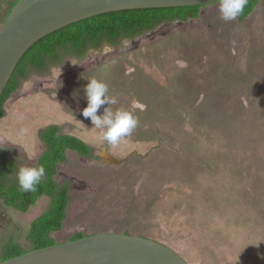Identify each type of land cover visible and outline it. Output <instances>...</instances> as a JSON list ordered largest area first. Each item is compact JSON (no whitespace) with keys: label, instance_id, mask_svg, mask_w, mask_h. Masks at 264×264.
<instances>
[{"label":"rangeland","instance_id":"obj_1","mask_svg":"<svg viewBox=\"0 0 264 264\" xmlns=\"http://www.w3.org/2000/svg\"><path fill=\"white\" fill-rule=\"evenodd\" d=\"M93 78L117 100L98 114L111 107L139 119L117 145L82 115ZM26 81L0 121V150L10 151L17 171L36 167L40 131L51 124L94 150V159L69 152L58 169L57 181L71 183L58 243L78 232H128L189 264H264V0L244 26L221 19L219 3L207 5L199 19L104 44L82 59L66 56ZM47 203L21 214L0 201V249L9 238L27 247L30 223Z\"/></svg>","mask_w":264,"mask_h":264},{"label":"trees","instance_id":"obj_2","mask_svg":"<svg viewBox=\"0 0 264 264\" xmlns=\"http://www.w3.org/2000/svg\"><path fill=\"white\" fill-rule=\"evenodd\" d=\"M19 1L0 0V26ZM260 3L261 0H248L244 12L237 18L238 22L244 26ZM206 6L111 12L71 24L44 37L27 51L6 86L0 98V121L6 117V102L31 73L45 75L52 65L61 64L66 56L82 59L92 49H100L104 44L117 46L123 40L135 39L166 23L199 19ZM39 138L44 150L36 167L44 166L46 176L34 192H24L19 188L14 178L17 162L10 157L9 150H0V201L9 209L28 214L41 199L48 200L43 212L30 223L26 237L28 246L9 238L1 246L0 263L58 244L53 234L64 229L71 204V183L57 181L58 169L67 162L69 152L86 159L95 158L90 144L75 135L63 133L60 125L46 126L40 131ZM84 237L83 232H78L69 241Z\"/></svg>","mask_w":264,"mask_h":264},{"label":"water","instance_id":"obj_3","mask_svg":"<svg viewBox=\"0 0 264 264\" xmlns=\"http://www.w3.org/2000/svg\"><path fill=\"white\" fill-rule=\"evenodd\" d=\"M218 0H20L0 26V98L27 51L71 24L124 10L180 8ZM0 264H189L157 240L102 232L38 249Z\"/></svg>","mask_w":264,"mask_h":264},{"label":"clouds","instance_id":"obj_4","mask_svg":"<svg viewBox=\"0 0 264 264\" xmlns=\"http://www.w3.org/2000/svg\"><path fill=\"white\" fill-rule=\"evenodd\" d=\"M219 12L221 19L224 21L236 20L243 12L248 4V0H218ZM73 65H77L71 60ZM62 66L59 69H52L54 78H58L62 74ZM33 86V81H26L25 90ZM85 94L87 98V107L82 110V115L89 118L96 129L101 130L102 139L107 142L108 146L117 145L121 140L129 136L138 126L139 119L131 112L118 109L113 113L111 107L105 108L102 115L98 111L103 105H114L117 103L115 97L109 95L108 84L100 79H90L86 85ZM46 176L44 166L30 167L21 166L17 171V181L19 188L24 192L36 191Z\"/></svg>","mask_w":264,"mask_h":264},{"label":"crops","instance_id":"obj_5","mask_svg":"<svg viewBox=\"0 0 264 264\" xmlns=\"http://www.w3.org/2000/svg\"><path fill=\"white\" fill-rule=\"evenodd\" d=\"M261 1H262V0H261ZM260 4H261V3H260ZM259 6H260V5H259ZM259 6H258V7H259ZM258 7H257V8H258ZM256 11H257V9H256ZM256 11H255V12H256ZM251 16H252V15H251Z\"/></svg>","mask_w":264,"mask_h":264}]
</instances>
